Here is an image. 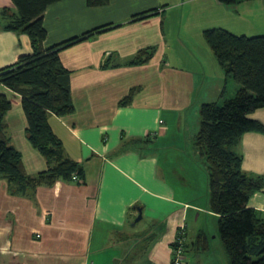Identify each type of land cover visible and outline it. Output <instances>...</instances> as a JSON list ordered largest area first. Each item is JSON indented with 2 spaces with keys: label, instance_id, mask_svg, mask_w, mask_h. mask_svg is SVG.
I'll return each instance as SVG.
<instances>
[{
  "label": "crops",
  "instance_id": "obj_1",
  "mask_svg": "<svg viewBox=\"0 0 264 264\" xmlns=\"http://www.w3.org/2000/svg\"><path fill=\"white\" fill-rule=\"evenodd\" d=\"M192 1L200 15L216 12L209 24H182L183 10L179 24L173 15L172 24H164L167 11L179 7L170 6L179 1L109 0L89 7L86 0H61L44 11V47L100 28L60 51L62 64L71 71L74 111L48 117L66 155L82 163L84 176L38 186L32 197L18 194L0 178V264H172L181 226L183 264L228 263L215 240L218 215L209 208L205 166L194 140L200 106L220 103L240 86L202 44V32L223 28L233 33V28L246 35L252 28V34H264V0L234 5ZM14 14L12 1L0 0V69L33 51L26 33L6 28ZM138 14L143 15L135 19ZM226 15L258 26L225 24ZM150 46L156 49L146 64L102 67L109 54L123 62ZM131 91L129 103L120 104ZM0 93L11 101L4 117L6 134L25 172L44 171L45 158L25 135L21 96L1 83ZM248 117L263 130L245 132L236 151L243 172L263 176L262 189L247 206L264 217V107ZM138 207L142 218L134 222ZM201 232L208 237L204 250L197 241Z\"/></svg>",
  "mask_w": 264,
  "mask_h": 264
},
{
  "label": "trees",
  "instance_id": "obj_2",
  "mask_svg": "<svg viewBox=\"0 0 264 264\" xmlns=\"http://www.w3.org/2000/svg\"><path fill=\"white\" fill-rule=\"evenodd\" d=\"M11 1L15 14L7 19L6 28L26 33L33 51L0 69V83L21 96L27 122L25 135L45 158L47 167L35 175L25 172L21 154L6 134L4 117L11 108V101L0 93V178H4L18 194L32 197L38 186H52L57 180L69 182L74 181L73 177L84 176L82 163L66 155L48 117L50 114L61 117L74 111L70 92L71 71L62 64L60 51L94 36L100 28L44 47L47 32L43 13L61 0ZM218 1L234 5L241 0ZM108 2L86 0L89 7L104 6ZM8 10L5 8L3 12ZM149 11L156 13L155 10ZM140 15L143 14L134 18H140ZM202 36L218 64L240 86L232 97L224 98L220 103L208 102L200 106V126L194 146L206 165L209 208L218 215L217 235L229 264H264V217L247 206L250 196L262 189L263 176L243 172L242 158L236 151L245 132L263 130L262 125L248 115L264 107V34L247 36L223 28H209L203 30ZM155 49L154 46L141 48L123 62L113 58V53L109 54L102 67L146 64ZM132 95L133 91L121 99L120 104H128ZM136 142L133 140L131 143ZM207 238L203 232L197 236L199 249L207 248Z\"/></svg>",
  "mask_w": 264,
  "mask_h": 264
},
{
  "label": "rangeland",
  "instance_id": "obj_3",
  "mask_svg": "<svg viewBox=\"0 0 264 264\" xmlns=\"http://www.w3.org/2000/svg\"><path fill=\"white\" fill-rule=\"evenodd\" d=\"M177 1H179V2L182 3V7H180L181 6V3H179L178 5L170 6V8H174L176 6H179V7L176 9V11H172L173 12L172 14H171V11H167L166 15L163 17L164 24H172V21H171L172 15H173V19L175 20V24H179L181 10L184 11L183 12V21H182V24H187L188 22L190 24H209V21L211 20V18H214L216 16V12L215 11H212V17H209L208 15H206L205 12L202 15H200L199 13L196 12V8H197L198 5H195L194 1H192V0L191 1H189V0H159V5L168 4V3H174V2H177ZM210 11H211V9H210ZM206 13H209V12H206ZM226 19H227V21L225 22V24H233V23H235V24L238 25V24L244 23V25L246 27H249L251 25L252 26H258V24H254L255 22L253 20H248V22H244V21H242L240 19L233 18L231 15H226ZM251 29L252 28H249L248 31L245 32V33H249V34H246V35H248V36L260 35V34H252V31H254V30H251ZM232 31H235L233 33H236V34H242V33H244V32H242L240 30H233V28H232ZM202 44L206 48L209 49V47H208V45L206 44L205 41H203ZM202 50H203V47H202ZM191 116H192V114L190 115V119H191ZM198 159H199V163H200L201 166H203V167L206 166L205 165V161H204L203 158H199L198 157ZM194 185L196 187L201 188V185L199 184V182H194ZM206 188L208 189L207 181H206ZM215 230L218 231V224L216 225V229ZM215 240L217 242H219V244H222V242H221V240L219 238V235H217V237H216ZM213 250L216 251L217 250V247L214 246L213 247ZM224 257L226 258V260H228L227 255H225ZM188 258L190 259V255H188ZM192 263H193L192 261L189 262V264H192ZM227 264H229V260H228V263Z\"/></svg>",
  "mask_w": 264,
  "mask_h": 264
},
{
  "label": "built area",
  "instance_id": "obj_4",
  "mask_svg": "<svg viewBox=\"0 0 264 264\" xmlns=\"http://www.w3.org/2000/svg\"><path fill=\"white\" fill-rule=\"evenodd\" d=\"M73 180H76V177H73ZM184 226L180 228V234L179 237H177V240L175 239V248H174V255L172 264H183L184 263V236L183 232Z\"/></svg>",
  "mask_w": 264,
  "mask_h": 264
},
{
  "label": "water",
  "instance_id": "obj_5",
  "mask_svg": "<svg viewBox=\"0 0 264 264\" xmlns=\"http://www.w3.org/2000/svg\"><path fill=\"white\" fill-rule=\"evenodd\" d=\"M136 210H137L138 215L135 218L134 222H137L142 218V209L140 207H138Z\"/></svg>",
  "mask_w": 264,
  "mask_h": 264
}]
</instances>
